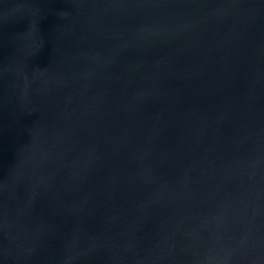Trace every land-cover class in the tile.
<instances>
[{
  "label": "water",
  "instance_id": "obj_1",
  "mask_svg": "<svg viewBox=\"0 0 264 264\" xmlns=\"http://www.w3.org/2000/svg\"><path fill=\"white\" fill-rule=\"evenodd\" d=\"M0 264H264V0H0Z\"/></svg>",
  "mask_w": 264,
  "mask_h": 264
}]
</instances>
